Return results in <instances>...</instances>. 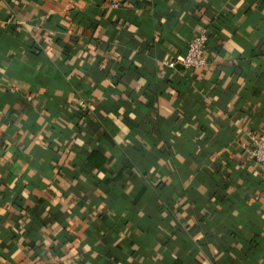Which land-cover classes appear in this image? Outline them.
<instances>
[{"label": "crops", "instance_id": "crops-1", "mask_svg": "<svg viewBox=\"0 0 264 264\" xmlns=\"http://www.w3.org/2000/svg\"><path fill=\"white\" fill-rule=\"evenodd\" d=\"M249 127L264 0H0V264H264Z\"/></svg>", "mask_w": 264, "mask_h": 264}, {"label": "built area", "instance_id": "built-area-1", "mask_svg": "<svg viewBox=\"0 0 264 264\" xmlns=\"http://www.w3.org/2000/svg\"><path fill=\"white\" fill-rule=\"evenodd\" d=\"M207 39L206 28L199 27L186 40L184 51L182 54L175 57L182 67H201L205 64L206 58L204 55V44ZM170 58L165 61V64H170L175 60ZM245 140L241 143L244 146L248 156L258 164V173L261 179L264 180V134L253 128L243 130Z\"/></svg>", "mask_w": 264, "mask_h": 264}]
</instances>
